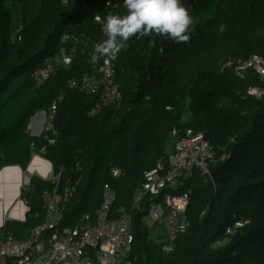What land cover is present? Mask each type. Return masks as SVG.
Returning <instances> with one entry per match:
<instances>
[{"label":"trees","instance_id":"1","mask_svg":"<svg viewBox=\"0 0 264 264\" xmlns=\"http://www.w3.org/2000/svg\"><path fill=\"white\" fill-rule=\"evenodd\" d=\"M107 1L0 0V169L13 164L27 169L35 142L37 150L46 147L44 156L59 177L56 183L33 176L22 192L26 220H7L6 230L17 238L29 236L45 221L44 192H64L71 183L75 189L61 227H75L85 213L94 214L107 188L116 195L115 212L132 207L146 171L168 163L173 129H193L213 145L215 159L210 173L197 168L172 191L189 193L187 230L166 252L163 240L151 236L145 197L133 214L128 260L264 264V76L249 67L233 80L202 67L228 54L235 63L253 56L264 60V0H184L196 21L189 40L177 43L157 33L130 38L118 55L121 104L90 117L97 96L67 84L76 69L60 70L39 87L32 73L57 50L70 26L82 22L101 36L94 15L107 11ZM115 1L117 15H126L123 0ZM60 91L65 97L55 115L56 141L48 143L32 135L28 124ZM187 108L191 118L183 122ZM115 169L122 173L114 175Z\"/></svg>","mask_w":264,"mask_h":264},{"label":"built area","instance_id":"2","mask_svg":"<svg viewBox=\"0 0 264 264\" xmlns=\"http://www.w3.org/2000/svg\"><path fill=\"white\" fill-rule=\"evenodd\" d=\"M118 7L117 1L108 0L107 11L96 13L94 20L103 25L108 15H117ZM93 32L84 28L82 22L70 26L62 34L57 50L32 73L34 84L39 87L60 70L76 69L67 79V84L73 89L97 96L88 111L90 117L99 114L104 106H119L122 101L117 74L118 57L113 59L95 52L96 46L107 39V34L103 31L101 36L96 37ZM237 65V74L240 77L244 76V70L249 67L255 68L264 76V60L258 56ZM250 93L260 96L262 91L252 89ZM64 97V91H60L47 109H40L31 117L28 130L32 135L41 136L48 143H55L57 132L54 120L58 105ZM171 136L174 146L172 152L169 151L166 155L168 163L161 161L146 171L145 182L132 207H123L115 212L113 204L116 195L107 188L103 202L94 214L85 213L75 227H61L63 210L75 186L69 184L64 192L57 189L46 190L45 221L34 227L30 235L23 239L6 230V221L12 218H9L7 213H0V219L3 220L0 223V264H132L127 256L134 239L133 214L141 208L145 197L150 200L146 220L150 219L149 222L164 226L166 237L161 239L163 249L166 252L172 251L174 240L183 234L189 225L186 213L189 193L172 191L193 177L197 168L204 173H210L209 163L215 159V150L200 131L187 129L181 132L179 128H174ZM32 147L35 152L43 155L46 151L45 146L37 150L35 142ZM35 157L42 161L37 172L43 176V169L47 170V159L37 155ZM77 167L80 169L79 163ZM50 171L53 172V165L46 171V176ZM121 173L120 169L114 170V175ZM53 179L56 183L59 182V177ZM28 211V206L23 204L15 219H19L17 216L21 217L24 213L27 215ZM228 232L232 230L229 229ZM221 243L223 241L217 244Z\"/></svg>","mask_w":264,"mask_h":264},{"label":"clouds","instance_id":"3","mask_svg":"<svg viewBox=\"0 0 264 264\" xmlns=\"http://www.w3.org/2000/svg\"><path fill=\"white\" fill-rule=\"evenodd\" d=\"M126 15H108L102 25L107 39L95 52L115 59L130 38L157 33L177 43L187 42L196 23L184 0H123Z\"/></svg>","mask_w":264,"mask_h":264},{"label":"rangeland","instance_id":"4","mask_svg":"<svg viewBox=\"0 0 264 264\" xmlns=\"http://www.w3.org/2000/svg\"><path fill=\"white\" fill-rule=\"evenodd\" d=\"M231 58L232 57L229 54L228 55H222L217 60H215V62H211L209 64L203 63L202 67H208V68L214 69L216 71H219L220 73H224V74L228 75L231 79L236 80V78L238 76V74H237V66H238L237 64L238 63H235ZM190 118H191V112H190L189 108H187V110L182 115V121L186 122ZM173 146H174V143H173ZM172 150H173V147L169 151L172 152ZM35 155H37L41 158H45L44 155L42 153H39V152H37ZM38 166H39V163L37 160H35L33 163L34 168L31 171V178L33 176L39 175V173L37 172ZM27 171H29L28 168L23 170V182H22L23 184L20 187V192H21L20 195L16 194V189L13 186L14 185L13 184L14 179L9 180L11 182L10 183L11 185L9 187H7V189H8L7 199L10 201L11 204H9V207L4 208L5 211L7 212V216L9 218H15L16 217V214H18V213L14 214L15 212H9V211L13 207L14 204L17 206L20 199H22L23 190L29 188L31 181L29 183L25 182V175H26ZM13 175H16V172H14ZM55 177L56 176L52 171H50L48 173V176H46V178L41 177V175H40L41 179H50V178L53 179ZM7 179L8 178L5 179L4 185L6 184ZM0 193H1V189H0ZM137 197H139V195H136L135 199H137ZM4 209L2 210V208H1L0 211L2 212V211H4ZM149 221H150V219L146 220L147 224H149V226L151 228V236L155 239L161 240L163 238V236L166 234V230H165L164 226L160 223H152ZM226 243H227V241H224L222 244H226Z\"/></svg>","mask_w":264,"mask_h":264},{"label":"bare ground","instance_id":"5","mask_svg":"<svg viewBox=\"0 0 264 264\" xmlns=\"http://www.w3.org/2000/svg\"><path fill=\"white\" fill-rule=\"evenodd\" d=\"M35 160H37L38 161V163L39 164H41L42 163V161H40V159L38 158V157H36L35 158ZM34 160V161H35ZM45 163L47 164V170H44L43 169V171H48V163H47V161L45 160ZM37 166V165H36ZM8 174L9 173H14V171H8L7 172ZM7 173L5 172V171H3L2 173H1V176H0V189H1V193L2 194H0V204H1V202H3V204L5 205L6 203H7V200H6V197H4V199L1 197V196H4L6 193H7V191H8V189H7V187H9L11 184V182L9 181V180H11V179H14L13 180V186L15 187V189H16V194H17V190H18V186H19V188L21 187V185L23 184L22 182H23V176H22V181L19 179V178H17V177H8L7 176ZM6 178H8L7 179V181H6V184L4 185V183H5V179ZM25 178H26V176H25ZM25 182H26V179H25ZM2 183V184H1ZM4 185V186H3ZM5 207V206H4ZM20 208H21V206H13L11 209H10V211L9 212H15L14 214H16V213H20ZM0 213L2 214H5V213H7L6 211H5V209H4V211H0ZM12 214V213H11ZM17 215V214H16Z\"/></svg>","mask_w":264,"mask_h":264},{"label":"water","instance_id":"6","mask_svg":"<svg viewBox=\"0 0 264 264\" xmlns=\"http://www.w3.org/2000/svg\"><path fill=\"white\" fill-rule=\"evenodd\" d=\"M47 161V163H48V170H50L51 169V167H52V163H51V161H49V160H46ZM33 163H34V160L32 159L31 161H30V163H29V165H28V170L29 171H27V173H26V182L27 183H29L30 181H31V171L33 170ZM14 171V172H16V175H13L12 173H7L8 171ZM3 171H5L6 173H7V176L8 177H17V178H19L21 181H22V176H23V168L20 166V165H17V164H13V165H5V166H3L1 169H0V176H1V173L3 172ZM42 174H43V176L44 177H46V175H47V172L46 171H43L42 172ZM0 194H2V193H0ZM21 194V192H20V188H19V186H18V190H17V195H20ZM23 202V204H24V206H26L25 205V203H24V201H22ZM25 215H26V213H24L21 217H18L17 216V218H19V219H22V220H24L25 219ZM2 218L0 219V223H2Z\"/></svg>","mask_w":264,"mask_h":264},{"label":"crops","instance_id":"7","mask_svg":"<svg viewBox=\"0 0 264 264\" xmlns=\"http://www.w3.org/2000/svg\"><path fill=\"white\" fill-rule=\"evenodd\" d=\"M34 152H35V151H33V154H32V159H33V160H35V158H36V157H35L36 155L34 154ZM35 153H37V152H35ZM34 155H35V156H34ZM44 157H45V156H44ZM45 158H46V157H45ZM32 159H31V160H32ZM46 159H47V158H46ZM47 160H48V159H47ZM4 166H5V165H4ZM39 176H40V174H39ZM41 177H44V176H41ZM44 178H46V177H44ZM7 193H8V191H7ZM7 193H6L4 196H1V197H2L3 199H4V197H6V199H7ZM7 200H8V199H7ZM22 201H24V200H23V199H20V201H19V203L17 204V206H21V207H22V206H23ZM9 204H11L9 200L7 201V203H6L5 205L3 204V202H1V204H0V209L2 208V210H3L4 208L9 207ZM4 206H5V207H4ZM13 206H15V204H14ZM26 216H27V215H25V220H26ZM10 220H19V219L12 218V219H10ZM19 221H21V220H19ZM165 237H166V234L163 236L162 239H164Z\"/></svg>","mask_w":264,"mask_h":264}]
</instances>
